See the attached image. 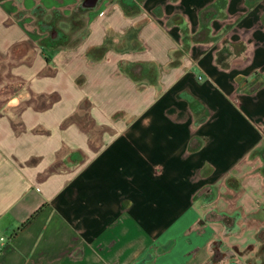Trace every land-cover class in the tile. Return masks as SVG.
Instances as JSON below:
<instances>
[{"label": "crops", "instance_id": "obj_1", "mask_svg": "<svg viewBox=\"0 0 264 264\" xmlns=\"http://www.w3.org/2000/svg\"><path fill=\"white\" fill-rule=\"evenodd\" d=\"M0 89V264H264V0H0Z\"/></svg>", "mask_w": 264, "mask_h": 264}, {"label": "rangeland", "instance_id": "obj_2", "mask_svg": "<svg viewBox=\"0 0 264 264\" xmlns=\"http://www.w3.org/2000/svg\"><path fill=\"white\" fill-rule=\"evenodd\" d=\"M55 31H56V32H55ZM55 31H54V35L57 36V30H55ZM61 31H62L63 33H66V34H70V33H68V32H69V29H68V30H67V29H62ZM51 34H52V33H51ZM51 34H49V36H50ZM49 36H46V37L42 38V39H41L42 43H46V42L48 41V37H49ZM56 36H53L55 39L52 38V39H54L53 43H56V47L58 46L57 44L65 43V42H64L65 40H62V39L60 38L61 36H60V37H59V36L56 37ZM79 37H80V36H79ZM41 41H40V42H41ZM47 43H48V42H47ZM48 49H49V48H48ZM50 49H51V48H50ZM46 51H47V50H46ZM49 51H50V50H48L47 53H49ZM90 53H91V55H92L93 57H96L98 54H100L98 51L96 52V49L93 50V51H91ZM15 87H17V84H15V85H12V84H11V86H10L11 89H12V88H15ZM1 90H2V89H0V92L3 91V90H2V91H1ZM46 90L49 91V90H50V87H49V86H46Z\"/></svg>", "mask_w": 264, "mask_h": 264}, {"label": "built area", "instance_id": "obj_3", "mask_svg": "<svg viewBox=\"0 0 264 264\" xmlns=\"http://www.w3.org/2000/svg\"><path fill=\"white\" fill-rule=\"evenodd\" d=\"M259 127L262 128L261 126H259ZM5 241H6V238L3 237V236H0V251H1V249L3 247V244L5 243Z\"/></svg>", "mask_w": 264, "mask_h": 264}]
</instances>
